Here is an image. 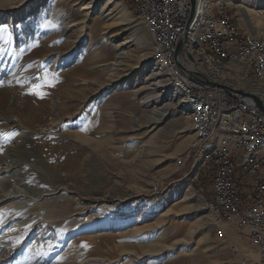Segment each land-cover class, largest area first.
Listing matches in <instances>:
<instances>
[{
  "label": "rangeland",
  "instance_id": "obj_1",
  "mask_svg": "<svg viewBox=\"0 0 264 264\" xmlns=\"http://www.w3.org/2000/svg\"><path fill=\"white\" fill-rule=\"evenodd\" d=\"M59 1L0 0L1 41L6 40L8 58L18 55L20 65L12 68L0 59L7 63L0 65V89L11 82L19 86L7 106L12 121L23 125L10 129L0 121V209L26 203L10 217L0 214V264H234L238 254L232 248L250 253L249 243L236 235L229 237L231 247L221 245L211 219L194 226V203L184 204L185 215L171 221V208L183 202H174L158 221L136 222L133 212L149 203L157 213L196 169L187 108L173 84L153 77L151 92L170 97L171 112L179 113L154 129L151 121L162 112L135 92L143 87L136 80L138 57L147 52L152 63V42L128 0L117 1L134 31L130 37L119 34L114 15H85L90 0L73 8ZM125 38L122 55L115 46ZM99 85L104 86L96 92ZM118 86L119 94L109 98ZM31 99L37 102L26 107L29 115H19ZM85 125L90 131L80 130ZM191 187L208 202L205 187ZM79 233L86 239L77 240ZM158 245L164 246L160 253ZM262 262L258 252L250 255V264Z\"/></svg>",
  "mask_w": 264,
  "mask_h": 264
},
{
  "label": "built area",
  "instance_id": "obj_2",
  "mask_svg": "<svg viewBox=\"0 0 264 264\" xmlns=\"http://www.w3.org/2000/svg\"><path fill=\"white\" fill-rule=\"evenodd\" d=\"M137 3L134 1V6ZM194 3L196 0H147L145 17H153V26H159L162 40L173 39V62L178 63L182 76L192 86V92L200 95V100L206 101L208 106L204 143L190 151L192 160L218 130L256 133V140L251 142L220 138L219 151L206 161L203 169H199L198 180L193 183L206 188L208 202L205 209L210 212L212 224L218 226L220 244L231 247L229 237L234 235L240 237L242 243H249L250 253L241 251L240 254L232 248L238 254L234 264H250L252 253H264V154L252 153L253 144L260 141L264 133V111L256 105L254 98L263 106L264 98L249 92H237L236 83L234 88H226V79L235 80L237 74H231L206 57L196 40H193L196 56H187L181 50L177 57L180 36L193 14ZM154 15H161V23H154ZM237 31H245V38H237ZM202 34L207 35L212 50L240 65L238 74L250 73L254 78L264 79V15L242 9H237V14H230L224 11V3L214 4L213 11L208 13V27ZM194 59H203V69L194 68ZM203 71L214 74V82L205 81ZM216 75L224 76L223 84H215ZM234 105L247 106V115L219 120V113Z\"/></svg>",
  "mask_w": 264,
  "mask_h": 264
},
{
  "label": "bare ground",
  "instance_id": "obj_3",
  "mask_svg": "<svg viewBox=\"0 0 264 264\" xmlns=\"http://www.w3.org/2000/svg\"><path fill=\"white\" fill-rule=\"evenodd\" d=\"M86 1L87 0H60L59 2L61 3L60 5H62V2L67 3L62 6L68 7L69 5L71 6L72 3L77 4L76 2H79L83 5V3H85ZM128 1L132 6L136 20L143 23L146 26L153 47L152 63L151 62L147 63V61L149 60L148 58L150 56L147 52L145 55L138 57L137 70H139L140 68L141 69L137 75L138 78L136 80H140V79L143 80V82L142 81L138 82L139 84H143V87L138 90H135V92L143 94L142 100L145 105L148 106V104L152 103L156 105L158 111L162 112V114L160 115L161 118L159 117V119H153L151 121L152 125L156 126L154 129H156L158 126H160L162 118H166V116H169L170 118L171 117L175 118L178 116L179 113H177V111L171 112V108L174 107L173 106L174 104L173 101L169 99L170 98L169 96H168L169 98L164 99L167 96L158 95L159 91L151 92L152 89L149 86V82L154 80L153 77L162 75V77H164L166 81L173 84L176 94L180 96L181 98L180 101L182 104L186 106L187 112L190 117L191 128L194 133V136H192L194 137V139L192 142L191 149L193 150L194 147H200V145L204 143V126H206V121L208 120V106L206 104V101H201L200 95L192 92V86L190 82L185 80V78L182 76V72L178 66V63L173 62V55L171 52L173 46V39L162 40L159 34V26H153V17H145V3H147V0H128ZM134 1L138 2L137 6H134ZM19 2L21 4H25L27 0H19ZM221 3H224V11L230 12V14H234V10L237 12V9H242L245 12L252 13L255 15H264V0H196V3H194L193 5V14H191L190 18H188L187 20L185 32L182 33V35L180 36V43L183 41L181 50L183 53L187 54V56H196V48H195V44L193 43V40H196L198 47H203L204 55H206V57L212 59L216 65L222 66L224 69L229 70L231 74H237L235 75V80L226 79V88H234L236 83L237 92H249L250 95H260L264 98V79L254 78L253 75L250 73L238 74V72H240V65L236 64V61L230 59L229 57H225L223 54L215 50H212L211 42H207V35L202 34V32L205 31L206 28L208 27V13L213 11L214 4H221ZM35 6L36 5L34 3V5H32L31 10H33ZM83 10H88L89 12L91 11L90 13L85 14L88 16L91 13L93 14L95 12L96 13L101 12V14L105 15L106 17L110 15H114L115 22L119 24V29H118L119 34L120 35L126 34L128 37L134 35V31L132 27L129 26L130 24L128 23L129 21L128 16L125 13V11L121 9L120 4L118 3L117 0H101L98 3H95V0H90L89 4H87L83 8ZM0 19H2V17H0ZM34 22H36V20L33 21V23ZM154 23H161V15H154ZM48 25L50 26V24ZM11 33L13 35L14 31L12 30ZM2 38H3V32H0V59H3L5 61L9 60L11 67L17 69L19 65L18 55H16V57L12 55L11 58H8L9 54L11 53L9 52L8 49L3 47L6 40L1 41ZM127 38H125L124 40L122 39V41H120V43L115 46L116 51L122 50V55L126 53L125 45L127 42ZM237 38H245V31H237ZM108 41H111V39H108ZM6 64L1 63L0 65L7 66ZM112 65L115 64L112 63ZM117 66L119 65L117 64ZM194 68L203 69V59H194ZM134 69H136V67L128 69L127 72L128 71L131 72ZM13 72H16V70H13ZM149 75L151 77H148ZM203 78L207 82H214V74L210 73V71H203ZM120 80H122V76L120 78H117L116 81H114L115 84L117 85L120 84ZM223 83H224V76L216 75L215 84H223ZM103 86L104 85H99L96 92H99L101 88H103ZM137 87L138 84L134 85L131 88H137ZM18 88L19 86L15 82H11L0 89V121L3 122L5 121V125L10 127V129L17 128L21 130L23 129V125H21L20 124L21 122L19 121L18 122L12 121V116H14V114H12L13 110H10V108L7 106V100L9 98V95L17 93ZM121 88L122 87L118 86L112 91L110 92L108 91L109 93L107 95L109 96V98H112L117 94H119ZM35 102H37L35 99H31V101H28L27 104H25V108L24 109L22 108V111L20 110L19 115L20 114H24L25 116L29 115L30 110L26 109V107L32 108L35 105ZM239 115H247V106L234 105L231 108L223 109V112L219 113V120H233L235 117ZM139 129L140 128L137 127L135 132L139 131ZM154 137L155 135L151 137L152 140ZM187 138H190V136ZM220 138L235 139L236 141H242V142H251L252 140H256V133L254 131H245L238 129L218 130L217 135H213L211 141H208L206 145L199 148L197 152V155L199 156V160L196 163V169L189 176V181L187 183L183 182L180 185L176 186L175 190L166 198L164 203L161 205L162 209H160L157 213L151 212L150 208L152 207V205L148 203L146 205H141L137 211L138 213L133 212L131 214V215L137 214L136 222H138V224H140L141 222L143 223V219L145 220L147 218L149 220H154V221L160 220L164 216L163 212L165 210H170L171 208L170 206L177 201L183 203H180L181 205L177 206L175 209L174 206L173 208H171L170 212H172L171 217L173 218L170 217L169 219L170 221L173 219L180 218V216L182 215H185L186 210L188 208V206L185 205L186 204L191 205L192 203H194V205L193 204L191 205L194 206L192 210L194 212H198V214H196V216L192 217L191 219L195 221L193 223L194 226L200 221L210 219V212L207 209H205L204 200L193 192L191 186H193V183L198 180L199 169H203L206 165V161L210 160L211 157H213V155H215V153L219 151ZM252 153L253 155L264 154V133H262L261 140L253 144ZM21 205L19 204L15 206L10 205V206H6L5 208H1L0 214L4 213L2 215L10 217L12 216V211L19 209ZM40 226L42 227V222H40L37 227L39 228ZM85 228L87 229V227ZM78 238L79 239L77 240L86 239V237H84V233H79ZM155 241L156 243L159 242L158 240ZM158 246H160V249L158 250V252L160 253L164 250V246L163 245H158ZM258 254L259 256H261L262 261H264V253L258 252ZM164 263L167 264V261H165Z\"/></svg>",
  "mask_w": 264,
  "mask_h": 264
},
{
  "label": "snow or ice",
  "instance_id": "obj_4",
  "mask_svg": "<svg viewBox=\"0 0 264 264\" xmlns=\"http://www.w3.org/2000/svg\"><path fill=\"white\" fill-rule=\"evenodd\" d=\"M3 30H4L3 28H0V31H3ZM51 86H55V85L52 84ZM29 94H31V95H37V96H39L41 99H43L44 96H45L44 93H40V92H32V93H29ZM89 123H91V122H89ZM80 130H81V131H85V132L90 131V129H89V127H88L87 125H85L84 127H82ZM0 151H2V148H0ZM16 243H17V244H22V241L19 240V239H17V240H16ZM52 247H53V246L50 244V245H49V249H51ZM82 247H88V245L85 243V244L82 245ZM38 254L47 255V253H38Z\"/></svg>",
  "mask_w": 264,
  "mask_h": 264
},
{
  "label": "water",
  "instance_id": "obj_5",
  "mask_svg": "<svg viewBox=\"0 0 264 264\" xmlns=\"http://www.w3.org/2000/svg\"><path fill=\"white\" fill-rule=\"evenodd\" d=\"M182 45H183V41L180 43V45L178 46V49H177V57H178V55L180 54V51H181V49H182ZM255 99V102H256V105L258 106V107H260L263 111H264V106H263V104L258 100V99H256V98H254Z\"/></svg>",
  "mask_w": 264,
  "mask_h": 264
},
{
  "label": "trees",
  "instance_id": "obj_6",
  "mask_svg": "<svg viewBox=\"0 0 264 264\" xmlns=\"http://www.w3.org/2000/svg\"><path fill=\"white\" fill-rule=\"evenodd\" d=\"M195 185H197V184H195Z\"/></svg>",
  "mask_w": 264,
  "mask_h": 264
}]
</instances>
